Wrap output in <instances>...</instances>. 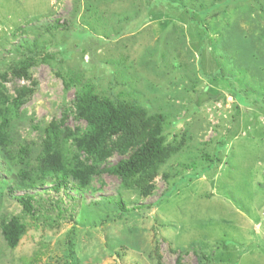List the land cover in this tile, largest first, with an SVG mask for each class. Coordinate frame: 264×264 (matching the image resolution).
Instances as JSON below:
<instances>
[{
    "label": "rangeland",
    "instance_id": "obj_1",
    "mask_svg": "<svg viewBox=\"0 0 264 264\" xmlns=\"http://www.w3.org/2000/svg\"><path fill=\"white\" fill-rule=\"evenodd\" d=\"M28 56L30 80L12 75ZM89 88L122 106L126 130L97 134L75 101ZM3 97L0 264H264V0H0ZM154 137L153 167L107 172ZM59 140L69 168L95 169L89 186L21 189Z\"/></svg>",
    "mask_w": 264,
    "mask_h": 264
},
{
    "label": "trees",
    "instance_id": "obj_2",
    "mask_svg": "<svg viewBox=\"0 0 264 264\" xmlns=\"http://www.w3.org/2000/svg\"><path fill=\"white\" fill-rule=\"evenodd\" d=\"M20 66L12 70V75L18 78H25L30 80V69L36 66V61L33 57L28 56L20 61ZM7 76V74H5ZM27 95H21L14 101V107L16 110L20 109L21 105L26 99H23ZM76 105L80 114L84 115V118L88 120L91 127L96 129L98 135H117L120 132L126 130L128 122V114L124 111L122 106L115 105L109 99L102 100L96 94L94 89H87L81 96L76 98ZM8 100L3 97L0 106V147L2 152L8 156V160H13L12 156L7 155L10 148H13L12 137L9 133V126L11 123V107L7 106ZM163 138H150L140 146V149L128 159L120 160L116 164H113L107 168V172L110 174L121 177L123 180H128L135 175L143 173L150 167H153L164 150ZM61 141L53 145V148H48L47 156L44 161L39 162L38 166L31 168L29 173H20L19 187L21 189L33 190L36 185L43 184L48 177H60L65 182L67 178L78 177L81 180L83 188H87L95 175V169H81L74 170L67 166V163H63L57 150ZM90 149L91 144H85ZM24 155H20L19 158H23ZM22 160V159H21ZM64 186V183L56 184L55 191H59ZM18 202L23 206V211L28 215H34L36 210L33 205L34 195L24 193L23 195L16 197ZM23 226L18 219H12L10 222L3 226V234L7 240V243L11 247L17 246L24 233Z\"/></svg>",
    "mask_w": 264,
    "mask_h": 264
}]
</instances>
